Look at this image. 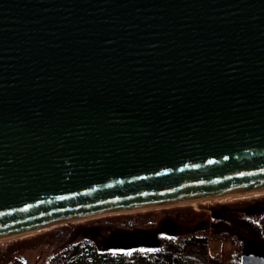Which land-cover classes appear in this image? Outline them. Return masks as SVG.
I'll use <instances>...</instances> for the list:
<instances>
[{"label":"water","instance_id":"1","mask_svg":"<svg viewBox=\"0 0 264 264\" xmlns=\"http://www.w3.org/2000/svg\"><path fill=\"white\" fill-rule=\"evenodd\" d=\"M258 189L264 0H0V237ZM238 264H264V240Z\"/></svg>","mask_w":264,"mask_h":264},{"label":"trees","instance_id":"2","mask_svg":"<svg viewBox=\"0 0 264 264\" xmlns=\"http://www.w3.org/2000/svg\"><path fill=\"white\" fill-rule=\"evenodd\" d=\"M262 204L259 207V211L263 213L260 224L247 219L248 215L243 217L245 223L243 220H241L242 223L239 221L233 223L225 218L227 215L222 213L221 222L213 221L210 226L199 227L191 231L179 230L175 235L160 233L158 237L160 246L141 247L122 253L108 251L101 242L96 240V237L90 235L73 240L71 226L59 227L44 233H48L45 236L52 239L50 243L57 245L46 264H238L246 238L264 240V202ZM244 209H249V207H244ZM238 219L241 218L238 217ZM49 232L54 236L52 237ZM209 232L211 235H208ZM219 237H222V242L228 241L234 246V255L230 256L233 261L219 262L217 259H220V256L212 257L210 262L207 260L208 240L210 238L219 240ZM30 243V239H16L8 242L5 248H0V264H25L20 252L24 248L34 247V244ZM221 257L225 259L227 256L221 255Z\"/></svg>","mask_w":264,"mask_h":264},{"label":"rangeland","instance_id":"3","mask_svg":"<svg viewBox=\"0 0 264 264\" xmlns=\"http://www.w3.org/2000/svg\"><path fill=\"white\" fill-rule=\"evenodd\" d=\"M263 202L264 191L230 198H204L190 203L182 202L164 206L143 207L120 212H106L76 221L54 224L43 229L18 236L2 238L0 239V248H5L8 242L16 239H30V244H34V247L24 248L20 252L24 263L46 264L48 257L57 245L50 243L52 239H48V237L45 236L48 233H44L47 231H53V229L59 227L67 225L71 226L72 228H70V230L74 235L73 240H78L82 237L90 235L96 237V240L101 242L104 247L103 238L108 235L107 227H110L111 229H130L131 227V229L147 228L158 230L164 221L172 220L177 224L181 231L183 229L184 231H191L199 227L207 226L209 223L212 224L213 221L221 222L220 220H223L221 216L222 213L227 215L225 218L228 220L230 219L229 221L233 223H236L237 221L241 222V220L245 223L243 217L244 215H248L247 219H252L253 222L260 224L262 222L261 216L263 213L259 211V207L263 205ZM244 207H249V209H244ZM238 217L241 219L239 220ZM127 226H129V228H127ZM50 234L52 237L54 236L53 233ZM208 235H211V233ZM221 239L222 237H219V240H214L213 238L208 240L206 245V255L209 262L212 257L214 258L216 256H220V259H217L219 262L233 261L230 256L234 255V246L228 243V241L222 242ZM221 255L227 257L222 259Z\"/></svg>","mask_w":264,"mask_h":264},{"label":"bare ground","instance_id":"4","mask_svg":"<svg viewBox=\"0 0 264 264\" xmlns=\"http://www.w3.org/2000/svg\"><path fill=\"white\" fill-rule=\"evenodd\" d=\"M262 191H264V189L244 191V192H233V193H229V194L223 195V196H202V197H196V198H192V199H188V200H184V201L176 202V203H182V202L183 203H190V202H195L197 200H201V199H204V198H206V199L230 198V197H234V196L252 194V193H257V192H262ZM164 205H168V204H164L163 203V204H158V205H153V206H164ZM148 207H152V206H148ZM128 210H132V209H128ZM120 211H126V210H119V211H113V212H120ZM71 221H76V220H71ZM41 229H43V228H41ZM22 234H25V233H22ZM18 235H21V234H16V235H12V236H18ZM8 237H11V236H3V237H0V239L8 238Z\"/></svg>","mask_w":264,"mask_h":264},{"label":"flooded vegetation","instance_id":"5","mask_svg":"<svg viewBox=\"0 0 264 264\" xmlns=\"http://www.w3.org/2000/svg\"><path fill=\"white\" fill-rule=\"evenodd\" d=\"M210 225H211V223L208 224V226H210ZM179 230H180V228L178 227L176 233H177ZM150 231H153V230H150ZM154 231H155V230H154ZM109 233H110V230H108V234H109ZM176 233H175V234H176ZM159 234H160V233L157 234V237L159 236ZM162 234H163V233H162ZM175 234H174V235H175ZM238 262H239V261H238ZM207 264H209V263H207ZM224 264H225V263H224ZM230 264H231V263H230Z\"/></svg>","mask_w":264,"mask_h":264}]
</instances>
